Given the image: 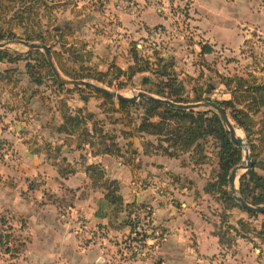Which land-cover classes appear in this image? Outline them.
Instances as JSON below:
<instances>
[{
	"label": "rangeland",
	"instance_id": "rangeland-1",
	"mask_svg": "<svg viewBox=\"0 0 264 264\" xmlns=\"http://www.w3.org/2000/svg\"><path fill=\"white\" fill-rule=\"evenodd\" d=\"M127 3L131 5L127 7ZM191 3V0H0V33L5 35V39L1 41L4 47L0 50L13 56L26 57L14 62L6 60L0 62V128L6 129L3 118L8 117L11 120V133L18 132L15 124L20 123L28 134L31 132L30 128L35 130L41 125L44 126L48 119L52 122L60 121L61 113L67 107L71 110L76 109L77 105H85L84 113L93 114L92 117L87 116L91 119L87 123V128L93 130L95 136H98L97 132L102 127L110 136L115 137L123 152L131 154L134 146L139 148L150 140L155 141V137L141 135L135 130V126L145 115L142 104L137 103L119 112V99L116 97L111 95L112 99H109L98 90L88 87H81L83 88L81 91L76 89L78 86L65 85L61 88L60 81L53 72L52 76L45 69L41 71L42 58L48 60L45 52L41 50V53H37L20 42L27 41L25 37L28 35L37 36L38 33L45 37L64 77L87 80L127 97L142 91L158 96L151 93L161 89L159 82L162 73L161 71L158 73L157 70L163 64L170 63L166 72L177 79L172 90L185 101L180 103L213 101L220 104L224 100L231 99L230 87L234 83L228 86L226 84L227 78L231 77L242 76L250 80L254 77L262 83L264 81V24L263 26L253 24L252 28H249L242 23L239 28L241 34L245 36L243 44L233 47L217 46L213 48L212 53L203 55L201 45L206 41L198 30ZM149 7L162 11L161 13L166 16L165 24L152 27L143 25L142 29L147 33H139L140 30H137L138 34L135 35L120 21L121 13L137 15ZM252 10L253 13L264 12V0H257ZM18 11L19 13L16 14ZM67 27H69L68 30H66ZM133 35L136 39H131ZM135 52L151 63L149 71L137 73L132 77L128 75L120 77L117 68L127 70L134 63ZM160 58H163L165 62H161ZM28 63L33 66L35 76L42 78L41 85L34 84L31 80L26 67ZM100 72L108 73L107 82L95 79ZM146 76L149 77V81H145ZM109 81L112 85H109ZM238 106L246 108L249 112L246 122L250 137L234 121L231 110L226 109V111L237 131L243 135V140L248 147L251 142L255 143L259 162L256 170L264 175V105L259 104L257 111L252 109L253 104L251 105L250 101ZM192 110L216 112L207 106ZM10 113L11 116H9ZM24 113L27 120L24 117L20 118L24 116ZM47 133L49 134L45 131L43 135ZM131 139L134 143L129 145L128 142ZM54 142L53 139V142L45 141V144L53 147ZM12 145L5 139H0V147L11 148ZM202 146L205 152L196 154L194 159H198L199 162L196 165L193 164L203 182L200 184H204L205 187L217 178L218 143L209 139ZM243 147L241 146L244 157L237 166L247 163ZM183 156L185 162L191 159L187 154ZM246 171L241 169L239 178ZM236 186L238 191L239 181ZM204 201L210 203V215L204 214V217L210 223L214 233L219 231L220 225L226 226L227 221L221 217L224 211L230 214L229 221L234 224H237L240 219L250 222L251 228L255 230L249 233L248 238L251 240L264 221V216H249L238 208L225 210L224 205L213 195ZM139 207L149 211L151 225V208L145 204ZM1 230L9 229L1 227ZM14 234L15 231L12 232L14 238L11 239V244L7 245L11 249L9 254L5 253V246L0 247V264H17L18 255L15 253L25 250L28 239ZM153 235L154 232L146 234L148 237ZM238 239L243 242L246 250L254 245L249 239ZM238 239L234 246L221 244L222 249L216 255V259L222 264L241 263L239 257L235 260L231 258L232 256L227 258V252L229 254L237 252V247L240 246ZM256 243L261 247L262 253L259 249L260 256L252 264H264V246L259 239H256ZM127 255L135 254L128 252ZM247 255L246 259L251 264L249 253ZM153 264H160L159 258H155Z\"/></svg>",
	"mask_w": 264,
	"mask_h": 264
},
{
	"label": "crops",
	"instance_id": "crops-1",
	"mask_svg": "<svg viewBox=\"0 0 264 264\" xmlns=\"http://www.w3.org/2000/svg\"><path fill=\"white\" fill-rule=\"evenodd\" d=\"M191 2L198 30L213 48L243 44L242 23L249 28L264 24V12L252 10L257 0ZM161 12L149 7L119 17L136 35L137 30L147 33L143 25L165 24ZM76 107L85 111L86 106ZM23 115L20 118L27 120ZM3 119L7 127L0 128V139L13 145L0 147V228L9 229L1 230L0 236L13 239L15 231V236L28 239L25 250L17 254V264H153L155 258L160 264H222L216 259L222 246L204 217L210 215V203L204 201L210 194L200 184L191 159L146 152L140 145L134 146L137 153L127 162L129 153H98L96 144L84 141L78 130L60 131L61 116L60 121L48 119L44 126L30 128L28 134L20 123L15 124L18 132L11 133V120ZM45 131L49 134L44 136ZM53 139V147L45 144ZM91 165L104 171V179L117 182L122 208L108 201L102 180L89 171ZM128 204L151 208L154 235L149 237L153 246L147 254L127 255L122 245L131 233ZM239 243L237 252H227V258L239 257V264H250L247 253L251 264L259 258L258 248L246 250Z\"/></svg>",
	"mask_w": 264,
	"mask_h": 264
},
{
	"label": "trees",
	"instance_id": "trees-1",
	"mask_svg": "<svg viewBox=\"0 0 264 264\" xmlns=\"http://www.w3.org/2000/svg\"><path fill=\"white\" fill-rule=\"evenodd\" d=\"M19 11L16 13L18 14ZM69 27L66 28L68 30ZM59 34V33H58ZM5 39V35L0 33V42ZM27 41L40 40L41 43H46L45 37L41 33L37 36L28 35L25 37ZM37 53H41L40 49H33ZM32 50V51H33ZM213 47L205 43L201 45V53L203 55L212 53ZM26 58L22 55L13 56L5 51L0 50V62L9 61L14 62L19 59ZM161 62H165L163 58H160ZM160 62V63H161ZM151 63L148 60H144L139 57L137 52L134 53V63L128 67L127 70H122L117 68L119 71V76L128 75L132 77L137 73L149 71ZM171 64V63H170ZM170 64H163L158 68V73L161 71V80L159 82L160 90L151 91L161 98L170 99L176 103L185 102L183 98L178 96V93L172 90L173 85L176 83L177 79L175 76H171L170 73L166 72ZM29 70V76L34 84L41 85L42 78H37L34 74V68L29 63L26 65ZM47 70L50 75H54L51 65L48 60L42 58L41 71ZM53 72V73H52ZM108 73L100 72L98 77L95 78L101 82H107L106 77ZM149 77L146 76L145 81H149ZM264 82V81H263ZM259 83L257 78L252 80L238 76L227 78V86L234 83L231 86L232 98L229 100H224L220 105L225 108V110L230 109L231 115L237 125L242 128L247 135L250 137L248 123L246 118L249 117V112L246 108H240L238 105L243 103H248L250 101L252 109L254 111L259 110V104L264 105V83ZM112 85V82H108ZM62 88L65 85L59 83ZM89 89L91 87H88ZM76 89H83L81 87H76ZM99 91V90H98ZM103 96L112 99V96L99 91ZM85 100V99H84ZM140 103L145 109V115L141 117L140 123L135 126V130L141 135H148L155 137V141H148L144 143V148L146 152L157 151L169 157H179L184 154H189V158L196 165L199 161L195 160L196 154H200L204 151L202 146L209 139H213L218 143V174L217 178L213 182H209L205 187L204 191L210 195L217 197V200L224 205L225 210L238 208L246 212L249 216H264V213H255L250 210L244 209L241 204L236 200L235 195L232 194L229 189V176L234 168L243 160V151L241 146L234 144L231 141L230 135L227 132L220 116L216 112H196L194 110L180 109L177 107L170 106L169 104H164L154 100H150L146 97L140 98L139 101L127 102L125 100H118V111L122 112L129 109L132 106ZM88 114V115H87ZM80 108L76 110H70V107L66 108L65 111L61 113L63 123L59 127L60 131L73 132L74 130L81 131L80 135L84 141H88L92 146L98 147V153H107L116 156H122L124 153L122 147L115 139V137L110 136L107 131L99 129L97 132L95 128V133L97 132V141L94 142L91 137H93V132L87 128V123L89 120L87 116L92 117L93 114L87 113ZM96 124V122H95ZM92 134V135H91ZM96 135V134H95ZM130 136L132 134L130 133ZM133 137V136H132ZM132 142H128L131 145ZM250 160L253 163L252 168L243 173L239 178V189L237 193L242 196L251 205H264V175H261L256 167L258 166V153L256 152V146L254 142H251L249 147ZM137 151H131L130 156L126 157L125 160L131 161V155L136 154ZM193 159V160H192ZM89 171L97 180H102V185L106 189V198L110 203H112L117 209L123 207V200L121 195L118 194L119 187L115 180L104 179V171L96 165L89 166ZM143 204H128L127 211L129 218L127 224L131 228L135 225V219L132 218L135 211L139 209ZM226 226L220 225L219 231L215 235L218 237L220 244L233 245L237 243L238 238L249 239V233L255 231L251 228L250 222L248 220L240 219L237 224H234L230 220V214L226 211L221 215ZM5 221L3 220V224ZM225 228V229H224ZM256 239L261 241L264 246V221L261 223L260 228L256 230V236L252 237L251 242L254 246L260 249L261 247L256 243ZM11 238L9 235L0 236V247L5 246L7 253L11 252V249L7 246L10 245ZM18 252L15 253L17 255Z\"/></svg>",
	"mask_w": 264,
	"mask_h": 264
},
{
	"label": "water",
	"instance_id": "water-1",
	"mask_svg": "<svg viewBox=\"0 0 264 264\" xmlns=\"http://www.w3.org/2000/svg\"><path fill=\"white\" fill-rule=\"evenodd\" d=\"M20 42L23 45H25L26 47H28L29 49L43 50L46 54L48 62L51 65L55 76L64 85L78 86V87H91V88H94L96 90L107 93L109 95H112L119 100H125L127 102H135L142 97H146L150 100H154V101L161 102L164 104H169L170 106L177 107L180 109H186V110L196 109V108H199L201 106L211 107L220 116L222 123L224 124L225 128L227 129L228 134L230 135L231 141L236 145L244 146L243 145L244 140H243V138H241L237 135V128L231 122L227 111L225 110V108H223L220 104H218L216 102L207 101V102H197V103H176L170 99L161 98V97H158L155 95H151V94H148L147 92H144V91L139 92L138 94H136L132 97H127V96H125L119 92H111L109 89L98 86V85H96L92 82H89L87 80H83V79L76 80V79H70V78L64 77L61 74V71L59 70V68H58V66L54 60L51 48L47 44L41 43V42H29V41H25V40H22ZM2 47H4V44L0 42V48H2ZM244 150H245V159L247 160V163L243 164V165H239L232 170V172L229 176L230 190H231L232 194L235 195L236 200L241 204V206L244 209L250 210V211L255 212V213H264V205H256V206L251 205L242 196H240L237 193L236 184H237V181H239V171L241 169L249 170L253 166V163L250 160L248 144H246V147L244 148Z\"/></svg>",
	"mask_w": 264,
	"mask_h": 264
},
{
	"label": "built area",
	"instance_id": "built-area-1",
	"mask_svg": "<svg viewBox=\"0 0 264 264\" xmlns=\"http://www.w3.org/2000/svg\"><path fill=\"white\" fill-rule=\"evenodd\" d=\"M128 4L127 3V7ZM133 218L135 225L131 228V233L123 242V247L130 253L135 255L146 254L151 245L150 238L146 236L151 232L150 228V213L146 208H139L135 211Z\"/></svg>",
	"mask_w": 264,
	"mask_h": 264
},
{
	"label": "bare ground",
	"instance_id": "bare-ground-1",
	"mask_svg": "<svg viewBox=\"0 0 264 264\" xmlns=\"http://www.w3.org/2000/svg\"><path fill=\"white\" fill-rule=\"evenodd\" d=\"M237 135L239 136V137H241V138H243V135H241L238 131H237ZM244 148L246 147V142H245V140H244Z\"/></svg>",
	"mask_w": 264,
	"mask_h": 264
}]
</instances>
